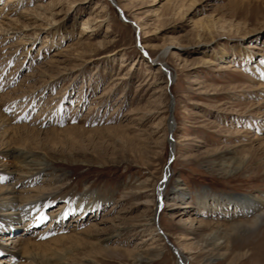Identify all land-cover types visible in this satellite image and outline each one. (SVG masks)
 <instances>
[{
	"label": "rangeland",
	"instance_id": "obj_1",
	"mask_svg": "<svg viewBox=\"0 0 264 264\" xmlns=\"http://www.w3.org/2000/svg\"><path fill=\"white\" fill-rule=\"evenodd\" d=\"M10 147L55 197L1 221L25 264H264L213 200L264 211V0H0V185Z\"/></svg>",
	"mask_w": 264,
	"mask_h": 264
},
{
	"label": "bare ground",
	"instance_id": "obj_2",
	"mask_svg": "<svg viewBox=\"0 0 264 264\" xmlns=\"http://www.w3.org/2000/svg\"><path fill=\"white\" fill-rule=\"evenodd\" d=\"M85 29L89 31L88 30L89 26H86ZM170 126H172V124H170ZM20 149L10 147L4 152L6 155H12V157L15 160L20 162L23 165V167L27 168L28 170H26L27 173H22L21 171V174H18L19 177L15 178L14 181L10 183H2L0 185V224L2 220L5 223L7 219H8L7 222L9 220H14V222L12 223L15 224L21 222L24 219L30 220L31 218H33L32 221H34V217H32V214H37V218H40L41 215L39 216V214L42 213V206L49 201L51 202L52 200H55V197H50L51 195H49L48 191L45 190L44 185L46 184L43 185V183H45L49 179L43 177L39 181L42 172L41 167L43 166L45 167L48 162L45 160L44 161L40 160L39 156L36 154L37 152L33 153L31 151H24ZM33 165L38 167L32 168ZM232 166L233 165L229 164L228 167L232 168ZM15 170L18 171L20 169L16 168ZM12 172L13 170H9L7 169V167H5L3 170L0 171V180L5 182L7 179L8 180L13 179V176H11ZM168 175L169 174H167V169H166L164 179L163 181H160L158 186V191H157L158 195H161L162 193L165 192L168 186V182L170 180ZM44 179H46V181H44ZM85 200H86L85 196L74 194L68 206H70L71 203L73 205L74 204L73 201H74L79 203L80 205L79 208L82 209L86 204ZM213 200H214V207L216 206L217 208L228 209L227 207L231 208L233 206L234 210L230 215L235 213L252 215L250 219H244L243 221L238 220L237 222L236 221L233 222L232 229L236 227L238 228L240 227L243 229L245 227H253L257 225L259 221L262 219L261 217L264 216V211L260 212V209L262 208V206H260V203L257 200H253L252 198L249 197H244L239 195H227L225 197L223 196L215 197L213 198ZM56 215H57L56 213H52L53 217H55ZM151 220H153V218ZM4 223L1 224L0 228L5 226ZM148 224L150 223H147L146 225ZM13 225L11 227H13ZM8 238L10 239L11 237ZM215 243L216 245L218 244V242ZM27 245H22L21 250L24 253L21 252L20 250H16L13 252H9L8 254L7 248L0 243V253L1 254L7 253L10 258H15L16 260L19 259V264L22 263L25 264V262L23 260L21 261V259L28 257L27 254L25 253L26 250H28ZM175 252L178 258H180L182 261V258L180 257L179 254L183 256L182 253L183 251L179 250ZM184 262L186 261L184 260ZM0 264H11V261L6 257H0Z\"/></svg>",
	"mask_w": 264,
	"mask_h": 264
},
{
	"label": "water",
	"instance_id": "obj_3",
	"mask_svg": "<svg viewBox=\"0 0 264 264\" xmlns=\"http://www.w3.org/2000/svg\"><path fill=\"white\" fill-rule=\"evenodd\" d=\"M170 123L172 124V126L174 125V122L172 120V118L170 117ZM159 206V205H158Z\"/></svg>",
	"mask_w": 264,
	"mask_h": 264
},
{
	"label": "snow or ice",
	"instance_id": "obj_4",
	"mask_svg": "<svg viewBox=\"0 0 264 264\" xmlns=\"http://www.w3.org/2000/svg\"><path fill=\"white\" fill-rule=\"evenodd\" d=\"M146 54V53H145Z\"/></svg>",
	"mask_w": 264,
	"mask_h": 264
}]
</instances>
